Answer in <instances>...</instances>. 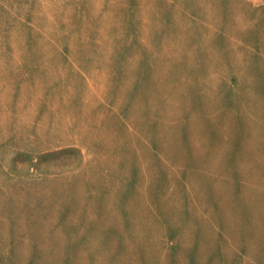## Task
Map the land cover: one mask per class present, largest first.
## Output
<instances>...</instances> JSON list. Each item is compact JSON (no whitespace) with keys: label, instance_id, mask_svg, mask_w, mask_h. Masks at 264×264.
Returning <instances> with one entry per match:
<instances>
[{"label":"rangeland","instance_id":"374dc122","mask_svg":"<svg viewBox=\"0 0 264 264\" xmlns=\"http://www.w3.org/2000/svg\"><path fill=\"white\" fill-rule=\"evenodd\" d=\"M0 264H264V0H0Z\"/></svg>","mask_w":264,"mask_h":264}]
</instances>
